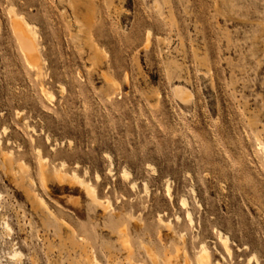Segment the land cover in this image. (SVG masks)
Listing matches in <instances>:
<instances>
[{"label": "rangeland", "instance_id": "1", "mask_svg": "<svg viewBox=\"0 0 264 264\" xmlns=\"http://www.w3.org/2000/svg\"><path fill=\"white\" fill-rule=\"evenodd\" d=\"M12 5L38 26L40 74ZM0 136L28 167L18 185L0 165V264H128L123 225L135 264H197L202 241L213 264H264V0H0ZM38 148L87 169L98 201L53 171L45 186Z\"/></svg>", "mask_w": 264, "mask_h": 264}, {"label": "bare ground", "instance_id": "2", "mask_svg": "<svg viewBox=\"0 0 264 264\" xmlns=\"http://www.w3.org/2000/svg\"><path fill=\"white\" fill-rule=\"evenodd\" d=\"M71 6L73 7L72 4H71ZM9 16H10L11 30H12L13 35L15 36V39H16V42L18 44V48H19V51H20L22 57L24 58L25 62L27 63V65L31 69L35 70L38 74H40L41 66L46 63V60L41 55L42 44L40 42V33L38 31V26L35 23L30 22L28 20V18L26 17V15L19 14L13 5L9 7ZM91 41H92L91 46L97 48V46H96V44H94L93 40H91ZM61 87L64 90V86H61ZM179 91H180V89H179ZM45 92L48 95V97H50V99L53 98V95L51 93H49L48 90ZM6 129L7 128H5V130ZM46 140H47V142H50V137L47 136ZM7 144L8 145L11 144V140H8ZM54 146H53V148H54ZM40 151L41 150L38 148V155L40 157L39 158L40 161H39V169H38L39 173L38 174H39L41 182L45 186L48 183L49 179L52 178L50 176V171H53L54 172V178L53 179H56L59 182L69 180L71 182L77 183L78 186H82L85 189L86 194L89 197H91L94 200V202L96 203L95 200H97L98 197L96 196L97 192L95 193V191H97V190L94 189L95 186H93L91 184V181L88 179L89 171L87 169L84 170L83 175H80L76 170L67 171L65 168V164L63 162L59 166H53V168L51 170L49 168L47 161L43 160V158L41 156L42 151L41 152ZM105 158L110 161L111 156L109 154H106ZM0 165H1L5 175L7 177H11V179L16 181V183L18 185L24 181L25 173H27V171H28L27 165H24L22 161L20 162L19 160L15 159L13 151L11 148H5L4 147L1 136H0ZM109 171H110V173H112V169H109ZM123 174H124V176L125 175L129 176L131 173H129L128 171L125 170L123 172ZM99 178H100L99 174H96V179H99ZM143 186H144V191L146 193L149 192L148 191V184L146 182L143 183ZM131 187L133 189L137 187V182L135 180L131 182ZM169 187L170 186H167V195L170 199H172L173 195H172V193L170 191L171 189H169ZM1 197H2V193L0 192V199H1ZM34 199L36 201H38L39 203H41V205L44 202L43 199L39 196V194H35ZM100 201L102 203H100L99 205L102 207L103 210L107 211L111 208V204H110L111 202L109 199H103ZM181 202H182L183 207L186 209V214H185L186 215L185 216L186 217V225H185L186 228L185 229L195 230L196 227H195V221H194L193 213H192L191 209L189 208V206L187 205L186 200H182ZM177 220L180 221L179 216L177 217ZM165 224H170V221H169V223H165ZM4 226H5V229L7 231L12 230L11 226L7 222L5 223ZM170 227H171V224H170ZM185 229H183V231L181 230V232H180V234L182 236H183V234H185L184 233ZM118 233H119L120 242L122 244L121 246L123 247V249L127 255L126 261L128 264H132L135 262V255H134L133 248H132L129 229L126 225H123L119 228ZM73 235L75 236L74 232H73ZM217 235H218L219 241L222 243V245L224 247L225 254H227L228 256H231L232 252L230 251L229 244H231L232 242H231L230 238L228 237V235H226L225 233H223L220 230L217 231ZM183 241H185V238ZM206 244L207 243L204 241L200 242V244H199L200 250L198 251V253L196 255L197 264H213V262L211 260L210 252H209L210 250ZM146 253H148V252L146 251ZM151 253H153V252H151ZM177 253H178V251H177ZM148 255L151 258L153 257L152 254L148 253ZM21 256H23V255H21L20 252L14 251L13 257L20 258ZM92 258H93V256H92ZM17 260H20V259H17ZM249 260H251V259H249ZM89 262H90V260H89ZM92 262H93L92 264L96 263V261H94V260ZM258 262H257V264H258ZM167 263L168 264H178V262L175 258H168ZM184 264H190V262L185 261Z\"/></svg>", "mask_w": 264, "mask_h": 264}]
</instances>
